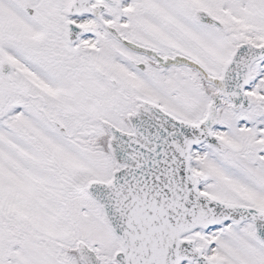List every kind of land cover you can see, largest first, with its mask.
Listing matches in <instances>:
<instances>
[{"label":"snow or ice","instance_id":"snow-or-ice-1","mask_svg":"<svg viewBox=\"0 0 264 264\" xmlns=\"http://www.w3.org/2000/svg\"><path fill=\"white\" fill-rule=\"evenodd\" d=\"M0 264H264V0H0Z\"/></svg>","mask_w":264,"mask_h":264}]
</instances>
